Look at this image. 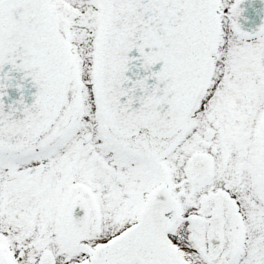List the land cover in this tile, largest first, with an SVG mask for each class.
Returning <instances> with one entry per match:
<instances>
[{"label": "snow or ice", "instance_id": "obj_1", "mask_svg": "<svg viewBox=\"0 0 264 264\" xmlns=\"http://www.w3.org/2000/svg\"><path fill=\"white\" fill-rule=\"evenodd\" d=\"M0 264H264V0H0Z\"/></svg>", "mask_w": 264, "mask_h": 264}]
</instances>
